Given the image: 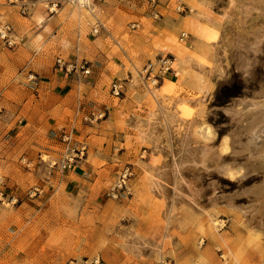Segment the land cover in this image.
I'll return each mask as SVG.
<instances>
[{"label":"rangeland","instance_id":"374dc122","mask_svg":"<svg viewBox=\"0 0 264 264\" xmlns=\"http://www.w3.org/2000/svg\"><path fill=\"white\" fill-rule=\"evenodd\" d=\"M80 6L0 0V264H264L247 213L264 174L231 117L264 88V0ZM164 56L172 72L146 79ZM56 75L94 100L47 135L63 104L26 87Z\"/></svg>","mask_w":264,"mask_h":264},{"label":"bare ground","instance_id":"6f19581e","mask_svg":"<svg viewBox=\"0 0 264 264\" xmlns=\"http://www.w3.org/2000/svg\"><path fill=\"white\" fill-rule=\"evenodd\" d=\"M76 1L81 5L83 4V6H80V12H85L84 5H89V0ZM239 102L244 104V106L236 110L231 109V117L237 120V123L249 120L248 124L243 127V130L246 132L247 140L245 143L241 142L242 144L239 145V153L241 154L243 152L248 155L245 160L247 159L246 166H249L250 171L264 174V143L255 147L256 145L253 142L257 137L255 136L257 133H264V88L253 96L252 99H243ZM247 195H250V201H252V204L247 208V213H250L251 218H258L259 223L264 222V180H262L258 186L249 189Z\"/></svg>","mask_w":264,"mask_h":264},{"label":"crops","instance_id":"0c3cea01","mask_svg":"<svg viewBox=\"0 0 264 264\" xmlns=\"http://www.w3.org/2000/svg\"><path fill=\"white\" fill-rule=\"evenodd\" d=\"M88 7L90 10H92L90 6ZM38 37L39 35L36 37L37 40ZM93 57L95 58V55ZM93 85L95 86L94 81L91 82L90 86L85 88L84 93H81L80 90L75 89L72 81L66 80L65 77H58L56 75L55 77L53 76V78L49 81H39L37 85L31 89L26 87V93H28L29 90L32 91L36 88V94L33 91L31 93H34L37 96L42 93L44 97H47L54 102L56 101L57 103L63 104L60 108V118H57L52 114L50 115V113H46V115H44L43 121L45 126V134H55L60 125H70L73 121H80L82 124L84 115H82L80 107L84 105V103L89 102V100H94L92 92L94 91L95 87ZM51 112H55V109H52ZM17 126L18 125H15L14 128H12L13 133L16 129H18L16 130L14 138H17V136L19 138V135L23 132L21 129H19L20 127L18 126L17 128ZM11 139L14 140L13 138ZM14 141H16V139ZM68 174L71 175V172Z\"/></svg>","mask_w":264,"mask_h":264},{"label":"built area","instance_id":"2783aa9c","mask_svg":"<svg viewBox=\"0 0 264 264\" xmlns=\"http://www.w3.org/2000/svg\"><path fill=\"white\" fill-rule=\"evenodd\" d=\"M147 7L148 13L149 15L153 18V19H158L160 17V12L158 10L159 7V0H141ZM95 32H97V27L94 29ZM56 65L57 67L61 70V68L63 66H65L64 61H62V59L59 57L56 59ZM156 65L158 66V71H159V75H157L156 77L151 76L152 71L154 69V64L152 62H148L145 67H144V77H146V79H151L153 78V81H157V79H159L162 74L164 73H170L172 72L173 68H172V57H168V56H164V57H160L156 63ZM77 66V64H75V67ZM67 66H65L66 68ZM81 67L83 68V65H81ZM84 72H88V70H84ZM121 87L118 86L117 84H114L112 86V95L114 96H118L121 92ZM70 140H71V134L68 133H63V141L64 143H66V148L70 149ZM68 160H72L73 157H67Z\"/></svg>","mask_w":264,"mask_h":264}]
</instances>
